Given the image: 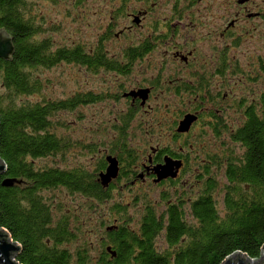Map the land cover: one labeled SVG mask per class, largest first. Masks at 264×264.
<instances>
[{
    "label": "trees",
    "instance_id": "obj_1",
    "mask_svg": "<svg viewBox=\"0 0 264 264\" xmlns=\"http://www.w3.org/2000/svg\"><path fill=\"white\" fill-rule=\"evenodd\" d=\"M42 1L64 0H0V29L14 45L11 59L0 58V158L6 166L0 174V227L20 244L16 259L21 264H220L234 251L259 257L264 244V82L262 107L239 110L229 142L206 151V169L222 166L223 177L192 179L199 190L192 200L162 210L150 199V190L141 193L143 203L132 224L127 204L111 203L106 207L110 215L104 210L114 182L122 180L130 191L137 181L128 174L136 154L125 143L132 112L113 126L121 141L109 149L123 169L108 187L97 179L96 171L105 166L102 158L94 171L59 165L72 148L85 147L61 131L67 124L59 112L75 111L96 98L83 92L62 99L45 97L42 90L48 80L41 71L60 63L92 69L102 64L104 54L99 49L94 57L78 42L56 45L46 34ZM107 66L117 68L113 62ZM34 94L39 98L32 101ZM211 132L215 137L220 133L216 128ZM47 158L51 161L37 166ZM4 178L16 181L4 186ZM64 196H79L84 202L66 210ZM108 220L111 229L106 228ZM93 221L103 233L98 249L91 239ZM106 245L116 251L114 256Z\"/></svg>",
    "mask_w": 264,
    "mask_h": 264
},
{
    "label": "flooded vegetation",
    "instance_id": "obj_2",
    "mask_svg": "<svg viewBox=\"0 0 264 264\" xmlns=\"http://www.w3.org/2000/svg\"><path fill=\"white\" fill-rule=\"evenodd\" d=\"M118 3L125 4L123 10L132 8L126 12L122 27L113 29L114 19L123 12L119 8L112 12L114 16L96 42L82 43L94 57L97 50L103 51L102 64L92 69L72 64L95 76L114 74L123 79L113 94L103 86L97 91H76L96 98L83 106L108 98L122 100L126 105L113 118L115 123L106 134L109 138L102 144L105 166L97 170L96 164L97 179L106 169L107 155L118 162V175L110 184L121 175L123 163L109 149L121 139L120 131L118 134L113 127L120 123L121 116L132 112V123L139 119V125L141 113L152 115L153 122L149 125L155 128L161 126L159 114L164 112L168 114L163 118L164 131L160 129L150 135L148 150L140 159L135 156L128 174L137 178L131 183L133 186L148 182L153 185L157 190L154 203L159 210L173 203L187 205L192 194L199 191L193 187L192 179L223 177L222 166L211 165L209 171L206 169L210 164L206 151L222 148L223 143L229 142V131L235 129V111L249 105L262 107L264 0H119ZM130 3L135 6H129ZM111 36L125 43L120 44L119 53L114 50L109 55L105 42ZM130 52L135 56L130 57ZM112 62L117 68L107 66ZM235 78L248 79L255 88L247 96H236ZM141 89L148 90L145 101L140 96H124ZM164 98L170 100L165 102ZM187 114L194 115L195 120L187 131H178L179 122ZM213 128L220 131L218 137L212 134ZM129 129L125 143L130 145L134 138ZM121 182L125 185L120 180L113 183L114 187Z\"/></svg>",
    "mask_w": 264,
    "mask_h": 264
},
{
    "label": "rangeland",
    "instance_id": "obj_3",
    "mask_svg": "<svg viewBox=\"0 0 264 264\" xmlns=\"http://www.w3.org/2000/svg\"><path fill=\"white\" fill-rule=\"evenodd\" d=\"M119 0H64L57 4L42 1L39 3L40 14L44 18L46 24L48 36H51L56 45H68L73 43H84L85 45L93 44L97 38L104 33L106 25L109 22L110 17L113 15V11L122 9V14L118 15L114 19L113 29L118 30L125 23V14L131 7L123 10L125 4L122 6L118 3ZM129 6H135L134 3H130ZM114 16V15H113ZM116 25V26H115ZM111 38V40H109ZM105 42L107 49H109V55L117 51H120V44L125 42L121 38L116 39L111 36ZM115 50V51H114ZM43 79L48 80L46 86L42 90V94L45 97L52 99H62L72 95L76 91L98 90L100 86H103L111 94H113L120 83H123V79L120 76L114 74L92 75L91 73L74 67L69 63H60L52 68L43 69L41 71ZM255 88V84L250 80H239L235 78V95L247 96L251 90ZM39 98V95L34 94L30 97V100L34 101ZM170 98H164L165 102H168ZM162 103L163 101L160 100ZM153 105V104H152ZM126 105L122 100L116 101L107 99L101 103L95 105L81 106L75 111H61L59 117L66 122L67 128L61 130L63 133L70 136L74 141H79L85 147H77L71 149L66 154V162L59 165L72 166H84L88 170H94L96 164L99 163V159L104 152L102 146L106 142L104 139H108V134L111 130V126L114 121V117L118 116L119 111H122ZM239 115V109L235 111V124L237 123V117ZM141 124L138 125L139 119L131 124L129 129L130 134L134 140L131 141L130 147L138 155L139 159L148 150V144L152 139L151 134H156L161 129L164 131L165 120L168 114L160 112L161 126L149 125L152 121V115H145L141 113ZM140 116L138 118H140ZM145 121V122H144ZM153 125V124H152ZM141 126V130L137 128ZM106 129H109L106 131ZM147 134H146V132ZM112 133V132H111ZM113 134V133H112ZM129 134V132H128ZM94 142V143H93ZM92 144L95 148H100L98 152L90 151L87 145ZM103 144V145H102ZM213 149L214 147H210ZM50 162L51 159H40L37 161V166ZM137 186H133V189L128 191L127 186L118 183L116 188L111 192L112 197L109 202L105 204V214L110 212L106 207L111 203L119 201L123 204H127V211L131 216V223L136 224V217L138 207L143 203L140 194L150 190V199L154 201L156 189L150 182L138 183ZM119 187V188H118ZM60 198V197H59ZM149 198V196H147ZM137 199V202H133ZM62 200V199H61ZM84 201L79 196H64L63 203L67 210L68 207L76 208L80 207V204ZM136 203V204H133ZM129 204V205H128ZM90 212L88 211L87 214ZM89 215H93L91 212ZM107 216L111 218L110 216ZM88 216V215H87ZM112 220V218H111ZM111 222L108 220L107 224ZM98 221H93V227L95 232L92 233L91 239L93 240V246L98 249L100 238L103 233L98 230ZM93 248V252L95 250ZM262 254V253H261Z\"/></svg>",
    "mask_w": 264,
    "mask_h": 264
},
{
    "label": "water",
    "instance_id": "obj_4",
    "mask_svg": "<svg viewBox=\"0 0 264 264\" xmlns=\"http://www.w3.org/2000/svg\"><path fill=\"white\" fill-rule=\"evenodd\" d=\"M14 52V45L12 37L4 30L0 29V58L11 59ZM147 89H141L139 91H131L125 93L124 96H131L135 98L140 96L142 101L146 99ZM195 120V116L192 114H187L179 122L178 131H187L192 121ZM107 166L105 171L98 174V181L103 187H108L113 179L118 175V162L117 159L111 155L106 157ZM6 166L3 160L0 158V174L4 173ZM16 180L10 178H4L2 184L4 186L12 185ZM112 224L106 226L107 229H111ZM20 244L13 240L6 229L0 227V264H21L17 259L16 255L20 250ZM106 250L114 256L116 251L111 248L110 245H106ZM261 253L259 257L252 258L247 254L234 251L227 255L220 264H264V244L261 246ZM254 260V263L252 262Z\"/></svg>",
    "mask_w": 264,
    "mask_h": 264
},
{
    "label": "bare ground",
    "instance_id": "obj_5",
    "mask_svg": "<svg viewBox=\"0 0 264 264\" xmlns=\"http://www.w3.org/2000/svg\"><path fill=\"white\" fill-rule=\"evenodd\" d=\"M252 262L254 263V260H252Z\"/></svg>",
    "mask_w": 264,
    "mask_h": 264
}]
</instances>
